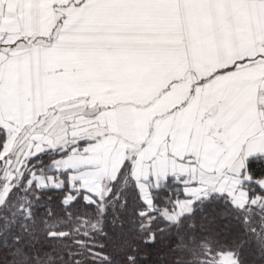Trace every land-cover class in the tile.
I'll list each match as a JSON object with an SVG mask.
<instances>
[{
  "label": "snow or ice",
  "instance_id": "6c2138e0",
  "mask_svg": "<svg viewBox=\"0 0 264 264\" xmlns=\"http://www.w3.org/2000/svg\"><path fill=\"white\" fill-rule=\"evenodd\" d=\"M0 264H264V0H0Z\"/></svg>",
  "mask_w": 264,
  "mask_h": 264
},
{
  "label": "trees",
  "instance_id": "16d2710c",
  "mask_svg": "<svg viewBox=\"0 0 264 264\" xmlns=\"http://www.w3.org/2000/svg\"><path fill=\"white\" fill-rule=\"evenodd\" d=\"M172 191L177 197H179L181 195V193L178 190H176V189H173ZM62 226L65 227V228H69L70 227V225H68V224H63Z\"/></svg>",
  "mask_w": 264,
  "mask_h": 264
}]
</instances>
